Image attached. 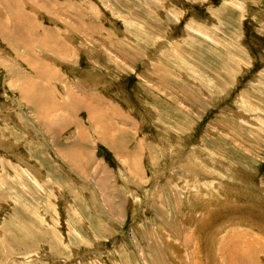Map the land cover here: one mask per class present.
<instances>
[{"label":"rangeland","instance_id":"obj_1","mask_svg":"<svg viewBox=\"0 0 264 264\" xmlns=\"http://www.w3.org/2000/svg\"><path fill=\"white\" fill-rule=\"evenodd\" d=\"M0 264H264V0H0Z\"/></svg>","mask_w":264,"mask_h":264},{"label":"crops","instance_id":"obj_2","mask_svg":"<svg viewBox=\"0 0 264 264\" xmlns=\"http://www.w3.org/2000/svg\"><path fill=\"white\" fill-rule=\"evenodd\" d=\"M46 88V91L48 92V90H47V87H45ZM51 95V94H50ZM51 103V102H50ZM44 120H50L48 117H46V115H44Z\"/></svg>","mask_w":264,"mask_h":264},{"label":"bare ground","instance_id":"obj_3","mask_svg":"<svg viewBox=\"0 0 264 264\" xmlns=\"http://www.w3.org/2000/svg\"><path fill=\"white\" fill-rule=\"evenodd\" d=\"M229 258V257H228ZM233 261V260H232ZM236 261V260H235ZM231 262V261H230ZM240 262V261H239Z\"/></svg>","mask_w":264,"mask_h":264}]
</instances>
